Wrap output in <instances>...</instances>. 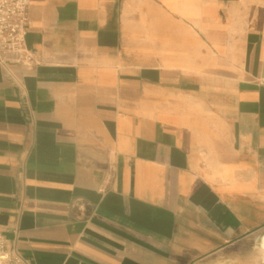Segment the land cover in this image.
<instances>
[{
	"label": "crops",
	"instance_id": "crops-1",
	"mask_svg": "<svg viewBox=\"0 0 264 264\" xmlns=\"http://www.w3.org/2000/svg\"><path fill=\"white\" fill-rule=\"evenodd\" d=\"M29 22L37 63L0 65L10 246L264 264V0H30Z\"/></svg>",
	"mask_w": 264,
	"mask_h": 264
},
{
	"label": "built area",
	"instance_id": "built-area-1",
	"mask_svg": "<svg viewBox=\"0 0 264 264\" xmlns=\"http://www.w3.org/2000/svg\"><path fill=\"white\" fill-rule=\"evenodd\" d=\"M30 0H0V65L32 67L35 54L25 46L30 29ZM0 264H28L9 244L0 229Z\"/></svg>",
	"mask_w": 264,
	"mask_h": 264
},
{
	"label": "bare ground",
	"instance_id": "bare-ground-1",
	"mask_svg": "<svg viewBox=\"0 0 264 264\" xmlns=\"http://www.w3.org/2000/svg\"><path fill=\"white\" fill-rule=\"evenodd\" d=\"M260 239V238H259ZM259 248H262V249H264V239L262 240V242H261V245H260V247Z\"/></svg>",
	"mask_w": 264,
	"mask_h": 264
}]
</instances>
